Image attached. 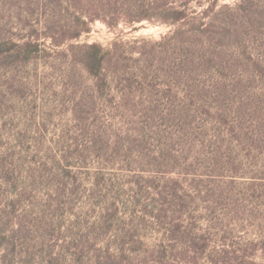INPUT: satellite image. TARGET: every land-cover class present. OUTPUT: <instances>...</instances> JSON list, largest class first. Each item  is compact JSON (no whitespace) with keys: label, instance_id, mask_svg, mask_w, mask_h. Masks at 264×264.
Returning a JSON list of instances; mask_svg holds the SVG:
<instances>
[{"label":"rangeland","instance_id":"1","mask_svg":"<svg viewBox=\"0 0 264 264\" xmlns=\"http://www.w3.org/2000/svg\"><path fill=\"white\" fill-rule=\"evenodd\" d=\"M4 1L0 264H18L25 247L11 256L14 239L25 245L47 226L61 234L77 231L76 223L85 229L109 206L122 216L117 226L155 243L161 233L146 212L156 193L177 180L203 197L216 188L215 175L232 182L231 242L264 235V0L217 1L233 37L215 53V74L204 68L191 78L183 73L188 43L176 40L177 27L142 20L109 29L97 20L88 33L64 41L59 24L55 35L42 28L48 12L27 17ZM207 2L190 6L201 12ZM93 44L112 51L126 79L118 75L100 87L83 71L78 62ZM204 106L211 116L216 107L226 110L222 121L199 114ZM203 206L196 200L195 214ZM13 230L22 231L12 237Z\"/></svg>","mask_w":264,"mask_h":264},{"label":"trees","instance_id":"2","mask_svg":"<svg viewBox=\"0 0 264 264\" xmlns=\"http://www.w3.org/2000/svg\"><path fill=\"white\" fill-rule=\"evenodd\" d=\"M192 1L5 0L4 4L9 2L11 9L24 11L27 17L39 11L48 12V20L44 21L42 28L55 35L53 28L59 24L58 31L64 36V41L78 39L88 33L91 24L97 20L109 29L142 20L177 27L174 31L176 40L184 41L181 43L184 46L188 43L184 48L188 60L183 64V73L191 78L202 75L204 68L206 73L215 74L214 71L221 66L215 53L224 47V39L233 37L230 21L226 16L220 18L223 13L216 11L218 0H208L201 12L192 9ZM223 8L231 10L226 5ZM68 12L71 14L69 19H59L60 14ZM36 23L41 25L40 20ZM25 24L29 22L25 21ZM195 36L199 37L196 44L190 42ZM88 48L91 51L78 63L86 74L98 80L100 87L101 82L107 84L108 81L109 84L110 81L111 84L120 80L118 75L122 79L127 77L122 69L123 72H119V63H115L118 59L111 56V50L94 44ZM177 68H180L179 64ZM205 108L202 107L199 114L211 121H215L213 116H217L216 119L222 121L226 110L216 107L211 116L210 109ZM215 176L219 178L212 182L216 188L205 190L203 197L194 198L177 180L172 188L156 193L157 198L151 199L152 211L146 212L151 224L157 226L161 233L155 243H146L143 238L135 239L131 229L117 226L122 216L117 208L109 206L99 208V216L90 227L83 229L76 223L77 231L70 234H61L59 226L56 229L47 226L52 231L45 230L34 237L29 235L32 232L30 228L24 229V238L29 235L28 243L17 245L14 239L10 255H13L15 247L24 246L23 252L13 256L18 255V264H264V235L236 246L231 242L229 221L233 216L230 217V213L236 210L232 201V182ZM196 200L204 203L199 215L195 214L198 212L194 208ZM21 231L13 230L12 237H17ZM110 232L114 234L107 239Z\"/></svg>","mask_w":264,"mask_h":264}]
</instances>
